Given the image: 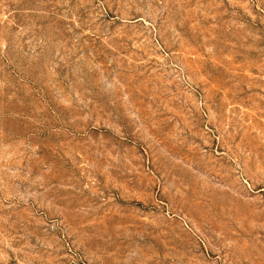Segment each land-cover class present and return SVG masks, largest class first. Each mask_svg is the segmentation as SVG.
<instances>
[{
  "label": "rangeland",
  "instance_id": "1",
  "mask_svg": "<svg viewBox=\"0 0 264 264\" xmlns=\"http://www.w3.org/2000/svg\"><path fill=\"white\" fill-rule=\"evenodd\" d=\"M0 264H264V0H0Z\"/></svg>",
  "mask_w": 264,
  "mask_h": 264
}]
</instances>
